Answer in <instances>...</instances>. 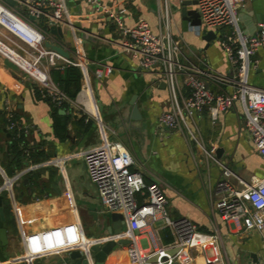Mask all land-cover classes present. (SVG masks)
<instances>
[{"label":"crops","instance_id":"0c3cea01","mask_svg":"<svg viewBox=\"0 0 264 264\" xmlns=\"http://www.w3.org/2000/svg\"><path fill=\"white\" fill-rule=\"evenodd\" d=\"M102 2L111 16H94L84 1L67 0L70 25L63 26L67 42L71 45L69 29H74V33L83 38L90 72L99 63L112 67L111 74L101 80H95L90 75L91 96L83 97L80 94L78 101L87 109L96 110L107 137L119 141L129 151L134 160L132 169L141 171L145 183L153 180L159 182L171 219L188 218L206 233H212V226L216 223L222 239L225 264H264V235L253 231L236 232L237 227L224 223L213 208L209 194L220 177L219 167L205 155L199 144H193L182 134L159 126L160 113L169 108V92L155 73L141 70L136 60L124 52L112 18L118 16L128 26L138 19H144L154 31H163L164 23L167 24L172 35L184 41L192 61L200 59L220 73L227 71L228 62L219 38L229 32V28L216 30L215 39L206 47L202 37L208 31L203 28L198 31L196 27L200 24H191L179 12L181 4L187 3L186 9L196 13V0ZM164 13H167V18L163 22L160 15ZM195 18L199 19L198 15ZM237 23L240 31L247 35L264 28V0H243L237 10ZM10 38L9 33L0 27V39L9 41ZM252 61L255 66L250 71L249 81L264 89V50H259ZM7 96L15 108L18 121L26 126L25 142L31 152L36 147L47 156L39 161H34L30 156L31 163L36 167L26 171L27 160L22 155L23 166L17 169L13 163L15 155L9 150L7 133L0 135V170L9 179L19 177L13 181L11 191H7L2 187L5 180L0 174L1 206L5 217L3 221L0 219V227L4 225L6 229L5 242H0V264H57L70 251L28 258L24 237L75 216L91 243L108 238L106 228L109 223L103 217L104 209L97 187L90 180L82 157L86 149L98 144L101 130L96 120L76 105L62 108L53 106L41 96L38 86L0 53V116L4 114L2 103ZM132 97L136 99L142 119L132 122L129 127L123 121L129 116ZM54 107L59 114L69 117L63 140L53 130ZM196 128L208 150L211 144L222 149L220 158L216 154L215 157L231 170V182L235 187L242 186L240 180L248 183L253 177L264 176V158L255 151L243 129L238 104L228 112L221 113L213 124L204 113ZM74 190L82 197L76 199ZM89 206L95 208L97 217L91 215ZM5 207L9 216L5 213ZM88 226L94 228L89 230ZM165 229L173 240L171 229L162 226V222L155 224L154 230L147 228L136 233L138 238L151 233L158 242L169 244L172 240L163 242ZM125 249L126 244L117 245L103 264H131ZM76 260L80 258L70 262Z\"/></svg>","mask_w":264,"mask_h":264},{"label":"built area","instance_id":"2783aa9c","mask_svg":"<svg viewBox=\"0 0 264 264\" xmlns=\"http://www.w3.org/2000/svg\"><path fill=\"white\" fill-rule=\"evenodd\" d=\"M14 1L15 5L9 6L0 0V27L11 37L9 41L0 39V53L21 69L38 86L41 96L53 106L62 108L74 104L98 123L100 140L98 144L86 149L82 157L87 174L97 187L104 212H119L125 220L126 227L121 237L129 241L125 249L128 261L131 264H225L217 224L212 226V233H206L200 231L188 218L171 219L159 182L145 183L141 171L132 169L134 160L129 151L119 141L107 137L105 126L96 110L89 111L78 101L83 90L89 91L91 96L90 75L95 80H101L111 74L112 67L99 63L90 72L83 38L77 36L74 29H69L71 45L67 42L63 30V26L70 25L67 20V0ZM73 1H84L94 16L112 15L102 0ZM242 1L196 0L200 21V26L196 27L198 31L200 28L213 32L229 28V32L219 38L228 62L224 73L213 70L200 59L192 61L184 41L174 37L165 23L163 31H154L144 19H138L130 26L125 25L118 16L112 19L119 31L120 45L124 52L136 60L141 70L155 73L169 92V108L160 113L159 126L169 132H178L187 140L196 141L193 130H197V122L204 113L213 124L221 113L228 112L238 104L243 129L255 151L264 158V89L249 81L250 71L255 66L252 57L259 50H264V28L248 35L240 31L237 10ZM161 15L160 19L164 22L167 13ZM50 26L61 27V39L49 32ZM51 45L61 47L68 53V57L53 50ZM66 66L78 67L81 71L80 90L73 101L69 100L50 76L51 70H63ZM2 110L7 130L25 131L26 126L18 121L8 96L3 100ZM198 144L220 170L218 182L209 194L219 218L228 226L237 227L236 232L253 231L264 235V176L253 177L248 183L240 180L242 186L235 187L231 182L233 173L215 157L217 146L211 144L208 150ZM30 153L28 145L22 149V155L27 160L26 171L36 167L30 161ZM0 174L5 180L2 187L11 191L13 181L19 177L9 179L1 170ZM137 194L144 196L141 203L137 201ZM158 222L171 229V243L162 244L151 233L138 238L136 232L141 233L147 228L154 230ZM90 244L91 241L85 237L79 219L75 216L24 237L28 258L80 249L88 264H94L88 252Z\"/></svg>","mask_w":264,"mask_h":264},{"label":"water","instance_id":"95a60500","mask_svg":"<svg viewBox=\"0 0 264 264\" xmlns=\"http://www.w3.org/2000/svg\"><path fill=\"white\" fill-rule=\"evenodd\" d=\"M9 6H14L15 1L14 0H2ZM187 3H182L180 7V15L182 18L186 21H189L193 25H199V19L195 18L197 16V12L189 11L186 9ZM49 32L53 35H55L58 39L62 38V29L60 26H50ZM215 33L213 31H208L203 35V40L206 42V47L209 45V43L215 39ZM53 50L58 52L64 57H68V53L63 51L61 47L58 45H51L50 46ZM135 97H132L129 101V104L131 106L129 116L127 119L123 121V123L127 122L129 127H131V123L135 121H141L142 116L139 111V108L137 104L135 103ZM63 113V111H62ZM222 152L221 148H218L215 152L216 157L219 159L220 154ZM152 182H156V180H153ZM1 200L2 197L0 195V219L3 221L5 219L3 208L1 206ZM91 215L95 218L97 217V213L95 212V208L92 206L88 207ZM104 219L109 223L107 225L106 231L108 234V238H106L102 242H96L92 243L88 246V252L92 257V260L94 264H103L107 255L117 246V245H124L128 244V239L121 237V233L123 231V228L126 227L125 220L123 216L119 212H104L103 214ZM6 238V229L3 226L0 227V242L4 243ZM77 258H80V260H76L75 262H70V260H75ZM57 264H88V260L86 257H84L81 254L80 249L78 250H71L69 254L61 258Z\"/></svg>","mask_w":264,"mask_h":264},{"label":"trees","instance_id":"16d2710c","mask_svg":"<svg viewBox=\"0 0 264 264\" xmlns=\"http://www.w3.org/2000/svg\"><path fill=\"white\" fill-rule=\"evenodd\" d=\"M50 76L52 81L57 84V86L65 93L69 100H75L81 85V71L78 67L66 66L63 70L53 69L50 71ZM47 100V99H46ZM67 106V105H65ZM64 106V107H65ZM55 108V107H54ZM53 118V130L55 135L63 140L67 132V122L69 117L59 114L57 108L53 109L52 112ZM6 119L3 115L0 116V135L7 133V140L9 145V150L15 155L13 163L16 165V168H21L23 166L24 160L22 158V149L27 147L25 142V133L24 131L18 132L17 130L9 131L6 129ZM32 151L30 156L34 161H39L46 158L47 154L42 150ZM137 201L141 203L142 196L136 195ZM163 242L168 243L172 240L167 229L162 233Z\"/></svg>","mask_w":264,"mask_h":264},{"label":"rangeland","instance_id":"374dc122","mask_svg":"<svg viewBox=\"0 0 264 264\" xmlns=\"http://www.w3.org/2000/svg\"><path fill=\"white\" fill-rule=\"evenodd\" d=\"M88 110L91 111L90 109H88ZM193 131H194V135H195L196 141H194V140H189V139H188L187 141H189V142H191V143H193V144H198V143H200V144H202V145H204V146L206 147V144L204 143L203 138H202V137L200 138V136H199L200 134L198 133V130L194 129ZM197 142H198V143H197ZM206 149H207V147H206ZM69 176H70V174H69ZM70 177H71V176H70ZM70 181H71V185L73 186V189H75L74 185L72 184V181H73V180L70 179ZM74 191H75V195H74V196H75L76 199L82 197V194H81V193L76 192V190H74ZM78 208H79V211H80V214H81L82 209H81L80 206H79ZM5 213H6L7 216H9L8 208H6V207H5ZM83 219H84V217H83ZM93 228H94V226H88V227H87V229H89V230H91V229H93ZM260 237H261V236H260ZM260 237L257 238V239H258V242L261 241V240H260ZM263 251H264V249H263ZM262 253H263V252H262ZM263 254H264V253H263Z\"/></svg>","mask_w":264,"mask_h":264},{"label":"bare ground","instance_id":"6f19581e","mask_svg":"<svg viewBox=\"0 0 264 264\" xmlns=\"http://www.w3.org/2000/svg\"><path fill=\"white\" fill-rule=\"evenodd\" d=\"M81 94L83 95V97H84V95L90 97V95H89V91H87V90H83V91L81 92ZM80 103H81V102H80ZM81 104H83V103H81ZM83 105H84V104H83ZM84 107H85V105H84ZM85 108H86V107H85Z\"/></svg>","mask_w":264,"mask_h":264}]
</instances>
